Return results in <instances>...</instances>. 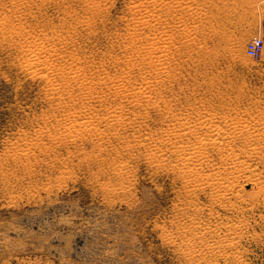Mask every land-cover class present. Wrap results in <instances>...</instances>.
Segmentation results:
<instances>
[{"label":"rangeland","instance_id":"374dc122","mask_svg":"<svg viewBox=\"0 0 264 264\" xmlns=\"http://www.w3.org/2000/svg\"><path fill=\"white\" fill-rule=\"evenodd\" d=\"M256 36L264 0H0V264H264Z\"/></svg>","mask_w":264,"mask_h":264},{"label":"bare ground","instance_id":"6f19581e","mask_svg":"<svg viewBox=\"0 0 264 264\" xmlns=\"http://www.w3.org/2000/svg\"><path fill=\"white\" fill-rule=\"evenodd\" d=\"M204 124H205V122H204ZM202 125H203V124H202ZM216 125H217V124H216ZM236 125H237V124H236ZM191 126H192V125H191ZM205 126H206V125H205ZM203 127H204V126H203ZM212 127H213V126H212ZM237 127H238V126H237ZM210 128H211V127H210ZM213 129H214V128H213ZM220 130H221V129H220ZM209 131H210V130H209ZM209 131H208V133L211 132V131H210V132H209ZM212 132H214V133H213V134H214L213 137H215L216 135H219V134H217L218 132H217V129H216V128H215L214 130H212ZM203 133H204V132H203ZM203 133H201V134H203ZM210 134L212 135V133H210ZM179 135H180V134H179ZM208 135H209V134H208ZM258 135H259V134H258ZM206 136H207V135H206ZM211 137H212V136H211ZM254 137H256V136H254ZM200 140H201V139H200ZM208 140H209V139H208ZM226 140H227V139H226ZM248 140H249V139H248ZM200 142H201V141H200ZM214 142H215V141H214ZM252 142H253V141H252ZM198 143H199V142H198ZM198 143H197V144H198ZM193 144H194V143H193ZM193 146H194V145H193ZM215 146H216V145H215ZM226 147H227V146H226ZM229 147H230V146H229ZM191 148H192V147H191ZM193 148L195 149L196 147H193ZM249 148H250V147H249ZM194 149H193V150H194ZM218 149L221 150V147H219ZM198 150H199V149H198ZM232 150H233V149H232ZM249 150H250V149H249ZM239 152H240V150H239ZM249 152H250V151H249ZM234 153H235V152H234ZM234 153H233V154H234ZM247 153H248V152H247ZM190 154H191V153H190ZM198 154H199V153H198ZM203 154H204V153H203ZM242 154H243V153H242ZM254 154H255V153H254ZM199 155H202V154H199ZM228 155H229V154H228ZM230 155H231V154H230ZM234 155H235V154H234ZM190 156H191V155H190ZM195 156H198V155L196 154ZM203 156H204V155H203ZM199 157H200V156H199ZM233 157H234V156H233ZM235 157H236V156H235ZM237 157H238V156H237ZM237 157H236V158H237ZM201 158H202V159H200V160H198V159L195 160V157H189V158H186V159L184 158L185 160H184V162H183L182 164L185 165L184 167H185L186 169H188V171H189V169H190L191 171H193L192 169H196V167H197L199 164L202 165L203 163H205L206 158H204V157H201ZM208 159H209V158H208ZM179 160H180V159H179ZM236 160H238V159H236ZM241 160H242V159H241ZM182 161H183V159H182ZM198 163H199V164H198ZM213 163H214V162H213ZM217 165H218V164H217ZM219 166H220V165H219ZM219 166H218V167H219ZM226 167H227V166H226ZM199 168H200V167H199ZM216 168H217V167H216ZM212 169H213V168H212ZM201 170H202V168H201ZM207 170H208V169H207ZM217 170H218V172L216 171V173L219 174V169H217ZM188 171H186V172H188ZM196 172H197V171H196ZM232 172H233V171H232ZM200 173H201V172H200ZM200 173H199V174H200ZM205 173H206V172H204V174H205ZM209 173H210V174H209ZM216 173H215V174H216ZM192 174H195V173H192ZM192 174H191V175H192ZM197 174H198V173H197ZM213 174H214V173H213ZM189 175H190V174H189ZM191 175H190V176H191ZM208 175H209L208 177L210 178V175H211V171H210V170L208 171ZM192 176H193V175H192ZM201 177H202V176H201ZM204 177H205V175H204ZM204 177H202V178L204 179ZM215 177H216V175H215ZM197 178H200V177H197ZM211 178H212V177H211ZM213 178H214V177H213ZM213 178H212V179H213ZM203 179H202V180H203ZM199 180H201V179H199ZM206 180H207V179H206ZM196 181H197V180H196ZM212 181H213V180H212ZM194 182H195V181H194ZM200 182H201V181H200ZM200 182H198V183H200ZM203 182H204V181H202V183H203ZM208 182H209V179H208ZM208 182H206V183L209 185L210 182H209V183H208ZM213 182H214V181H213ZM213 182H211V184H213ZM220 183H221V181H220ZM204 184H205V183H203V186H205ZM211 184H210V185H211ZM200 185H202V184H200ZM213 185H214V184H213ZM215 185H216V182H215ZM220 185H221V184H220ZM222 185H223V184H222ZM217 186H218V185H217ZM230 186H231V185H230ZM200 187H201V186H200ZM210 187H211V186H210ZM216 188H217V187H216ZM216 188H215V191H216ZM218 189H219V188H218ZM222 189H224V188H222ZM228 189H229V188H228ZM230 189H231V188H230ZM220 190H221V189H220ZM224 191H225V190H224ZM229 192H230V191H229ZM225 193H226V192H225ZM210 228H211V227H210ZM213 247H214V246H213Z\"/></svg>","mask_w":264,"mask_h":264},{"label":"built area","instance_id":"2783aa9c","mask_svg":"<svg viewBox=\"0 0 264 264\" xmlns=\"http://www.w3.org/2000/svg\"><path fill=\"white\" fill-rule=\"evenodd\" d=\"M264 47V40L260 36H256L252 38L250 41L247 43V52L251 56H257L263 49Z\"/></svg>","mask_w":264,"mask_h":264}]
</instances>
